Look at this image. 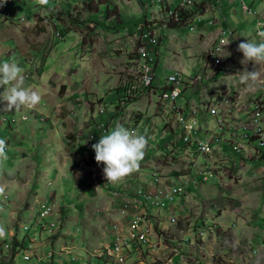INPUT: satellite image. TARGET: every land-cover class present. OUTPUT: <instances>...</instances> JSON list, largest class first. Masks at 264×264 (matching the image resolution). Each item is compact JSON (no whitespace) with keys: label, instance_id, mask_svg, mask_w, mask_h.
Returning <instances> with one entry per match:
<instances>
[{"label":"rangeland","instance_id":"rangeland-1","mask_svg":"<svg viewBox=\"0 0 264 264\" xmlns=\"http://www.w3.org/2000/svg\"><path fill=\"white\" fill-rule=\"evenodd\" d=\"M161 1L165 5L177 2ZM196 1L199 3L189 9L195 7L194 10L173 29L163 26L158 0H48L44 5L39 0H6L0 6V61L18 62L24 69L26 85L42 96L35 108L20 109L26 114L14 109L0 111V120L5 119L0 121V138L7 142V159H0V185L5 186V196L0 197V226L6 232L0 238V264H32L26 261L27 255L22 256L28 253V238L32 236L36 242L31 244L30 255L39 256V264H189L202 255L213 258L203 264H264V163L260 159L245 163L250 165L249 173L228 186L211 178L194 187L193 201H180L174 206L180 216L177 224L165 219L159 226L165 230L161 240L167 244L162 251L121 255V260L105 250L114 246L108 235L113 230V221L108 218L114 216L106 218L104 213L112 201L108 188L95 192L89 171L77 168L81 158L104 167L103 163L97 164L91 148L101 135L99 124L115 120L136 130L140 121L138 131L150 134V148L146 149L150 157L140 162L138 171L109 187L126 194L137 186L143 188L144 182L154 178L146 168L161 162L175 142L177 131L169 132L174 131L175 122L164 111L158 112L156 95L150 91L125 97L124 93L133 69L129 60L140 44H136L141 35L137 27L150 16L156 22L151 30L159 45L156 87L167 84L166 77L176 71L188 77L211 75L210 81L203 80L195 90L189 87L177 103L185 105L184 101L192 99L197 102L199 90L230 89L244 100L257 98L264 116V83L253 90L239 83L240 72L252 71L254 65L251 61L242 64L243 54L236 50L246 37L258 39L256 25L258 19L264 24V19L259 18L264 13V0H220L221 7L230 12L228 20L221 16L225 24L219 23L218 14L213 16L215 20L202 16L211 0ZM241 1L251 8L249 12L242 8ZM176 9L167 11L166 21L177 22L172 19ZM219 25L224 37L209 47L220 33L215 32ZM226 38L231 42L223 45ZM220 47L221 61L219 54L216 61L209 62L208 54ZM257 70L264 74V65L257 66ZM261 79L264 81V75ZM4 103L0 101V109ZM203 106L199 123L214 128V120L206 111L212 103L204 102ZM11 118L16 122L10 124ZM134 119L136 123H130ZM239 132L235 131L236 135ZM169 166H177V159L166 158L162 171ZM77 171L82 179L73 174ZM103 184L109 185L105 177ZM154 184L158 192L162 183ZM174 187L180 189L179 184ZM228 198L236 202L224 204ZM44 200L48 205H39ZM237 204L244 208L228 212ZM45 211L51 212L44 214ZM147 211L140 214L144 221H148ZM41 215L47 218L36 221ZM160 215L167 217L168 213L161 210ZM120 227L116 225V232L121 231ZM156 235L157 226L149 225V236ZM13 237L23 239L24 245L11 259Z\"/></svg>","mask_w":264,"mask_h":264},{"label":"built area","instance_id":"built-area-1","mask_svg":"<svg viewBox=\"0 0 264 264\" xmlns=\"http://www.w3.org/2000/svg\"><path fill=\"white\" fill-rule=\"evenodd\" d=\"M162 3L163 1L158 0L157 6L161 7ZM241 4L242 8L249 12V7L242 1ZM138 27L145 28L141 24ZM143 36L146 39V66L149 69L146 85L154 84L157 40L151 29H147V35ZM213 72L216 70H212ZM210 76L199 73L188 77L181 71H176L174 78L166 77L167 84L158 88V90L166 91V104H156V106H161V110H166V115L181 123V130L177 131L175 137L172 136L175 142H172L171 150L163 154L161 162L151 163V167L146 168L150 171V176H157L160 178V183H164L162 196H152V192L144 191L139 186L133 188V192L121 194L119 190L109 189L111 185L103 184V168L85 162L84 158L77 161V168L80 171L83 169L89 171L91 188L95 192L108 188L107 192L112 198L110 206L104 209V213L106 218L108 215L114 216L111 219L108 218V221H113V230L108 231V235L114 239V247L105 250L115 254V259L121 260V255L130 257L133 253L141 256L143 252L152 249L162 251L167 244L161 240V233L165 230L159 226L165 219L169 223L176 224L180 220L174 206L181 198L188 197L186 191L188 187L204 184L211 178L216 179L222 186H228L229 183L241 177L245 160L260 159L264 163V116L262 106L257 104V98L256 101H249V98L244 100L238 93L230 89H222L208 92L204 97H199L197 102L187 100L184 101L185 105L177 103L178 98H182L189 87L197 88L203 80L210 81ZM146 85L143 91H146ZM129 88L130 85L124 92L125 97L129 96ZM204 102L212 103V112L209 116L214 120V128H210L209 125L202 127L199 123L198 114ZM4 120L3 118L0 121ZM114 121L106 125L99 124L97 128L100 133L103 134L113 127ZM136 121L134 119L130 123H136ZM12 122H16L15 118L10 119V123ZM139 126L140 121L136 123V130ZM151 128L152 126L149 129ZM237 130L240 131L239 135L235 133ZM169 132L175 131L171 129ZM204 133L207 135L206 138H203ZM147 136L149 137L150 134ZM147 148H150L149 143ZM220 153L229 154L228 165H220ZM153 156L156 157L157 154ZM149 157L150 154L146 150L142 163L146 162ZM166 158L177 159V166H169L163 172L162 167L166 164ZM74 174H78V179H82L80 172L77 171ZM172 183H181V190H172ZM175 201L177 202L174 203ZM39 205H48V201L44 200ZM140 210H148V221L140 220ZM161 210L166 211L168 216L162 217ZM46 218L42 215L37 216L36 221H44ZM116 225H123V232H116ZM149 225L157 226L156 236L148 235ZM199 233L200 228L197 234ZM34 242H36L35 236L28 238V253L22 256L30 255V247ZM5 248H7V243ZM189 264H203V261L192 259Z\"/></svg>","mask_w":264,"mask_h":264},{"label":"clouds","instance_id":"clouds-1","mask_svg":"<svg viewBox=\"0 0 264 264\" xmlns=\"http://www.w3.org/2000/svg\"><path fill=\"white\" fill-rule=\"evenodd\" d=\"M6 0H0L3 6ZM41 5L47 4L48 0H39ZM264 25H256L257 38H248L237 45V51L243 54L240 61L247 64L251 61L254 65L252 71L240 72L239 83L247 89H256L264 83L262 74L257 66L264 65ZM230 39L225 40L223 45L229 44ZM0 101L5 102L0 111L10 112L13 109L19 111L21 108L33 109L40 104L42 96L31 86L26 85L24 69L18 62L0 61ZM148 140L146 134L138 130L129 129L119 121L114 126L101 134L98 141L91 145L95 153L97 164L103 163V175L108 182H119L128 175L139 170L140 162L143 160ZM7 142L0 138V159H7ZM5 196V186L0 185V197ZM6 235L4 227L0 226V238Z\"/></svg>","mask_w":264,"mask_h":264},{"label":"crops","instance_id":"crops-1","mask_svg":"<svg viewBox=\"0 0 264 264\" xmlns=\"http://www.w3.org/2000/svg\"><path fill=\"white\" fill-rule=\"evenodd\" d=\"M181 0H177V2H175V5H165V4H163V3H165L164 1H163V3H162V5H161V7H158V10H162L163 11V17H162V19H164L163 21H164V23H163V26H165V28H167V29H173V28H175V27H179V25L178 24H175V23H173V22H171V21H167V24L165 23L166 22V14H167V11H170V10H173V9H176L177 7H178V4H179V2H180ZM211 2V4H206V5H210L209 6V9L208 8H206V9H204L205 11L203 12V14H202V16H206V17H208L209 19H213V20H215V18H216V16L215 17H213L215 14H218L219 15V23H221V22H223V24H225L224 23V21H222V15L224 16L223 17V19L225 18L226 20H228V18L230 17L229 16V13L230 12H228L227 11V9L224 7H221V5L219 4V2H220V0H211L210 1ZM199 2H197L196 4H198ZM204 3H209V2H206V0H204ZM195 4V5H196ZM246 5V4H245ZM171 6V7H170ZM247 6V5H246ZM249 7V6H248ZM195 8V7H194ZM194 8L192 9V10H190V11H193L194 10ZM250 8V7H249ZM251 9V8H250ZM255 11V10H254ZM259 18H263L264 19V13H262L261 14V16H259ZM228 21H226V23H227ZM211 23V22H210ZM179 24H181V23H179ZM258 24H260V25H264L263 24V21H261V20H259L258 19ZM154 25H156V22H155V20H154V17L153 16H150V17H148V19H146L144 22H142L141 23V26L142 27H145V28H139V27H137V29H141V35H140V38L137 40V42H136V44H139L137 47H136V49L139 47V46H141V45H145L146 46V39L144 38V36L143 35H147V29H151ZM167 25H168V27H167ZM171 25V26H170ZM180 26H182V25H180ZM200 26H201V24H200ZM202 27V26H201ZM216 28H218L215 32H220L219 34H217L216 35V39L210 44V46L209 47H212V45H214L217 41H218V38H220V37H224V31L223 30H220V29H222V27L219 25V26H217ZM233 34H234V31H233ZM200 35H203V34H200ZM199 35V36H200ZM170 37L172 38V39H175L176 38V35L174 34V33H171L170 34ZM234 37H235V35H234ZM226 40H227V38H226ZM159 42H158V44H160V40H158ZM159 46V45H158ZM158 46H156V55H157V53H158ZM216 47H219V46H216ZM136 49H135V51H136ZM220 49L221 50H219L220 51V53H219V51H216L217 53H216V55H215V59L214 60H209V62L210 61H216L217 60V58H218V55H219V61H221V59H222V48L220 47ZM135 51L132 53L133 55H132V58L129 60V63H130V66H132V64H133V69L129 72V75L131 76L132 75V73H133V71H134V69H137V68H139V66H140V64H137V61H136V55H135ZM156 62H157V60H156ZM208 62V61H207ZM209 62H208V64H209ZM129 66V67H130ZM156 67H157V63L155 64V69H154V71L156 70ZM155 76H156V74H155ZM175 77V73H172V74H170L167 78H174ZM131 79H132V77H130V81H131ZM129 81V82H130ZM196 89V88H195ZM194 89V90H195ZM151 91V93L153 94V95H156V103L157 104H163V101L166 99V91L165 90H162V93H159L158 92V87H156L154 84H152V86L150 87V88H148V89H146V91L144 92V93H146V92H150ZM206 94H208V92H206V89H204L203 91L202 90H199V92H198V98L199 97H201V96H205ZM193 100V99H192ZM159 101V102H158ZM165 104V103H164ZM156 107H158V112L159 113H161V111H164L165 112V116H166V110H161V106H156ZM205 111V109H203V108H201V112H204ZM18 113H21V114H26L25 112H23L22 110H19L18 111ZM14 116H19V114H16V113H12ZM201 114H203V113H201ZM173 120H174V118H173ZM172 119H171V121H173ZM170 121V122H171ZM173 122H176V121H173ZM19 123H21V122H19ZM167 123V120L165 121V124ZM11 124V123H10ZM2 125V124H1ZM175 125H176V123H175ZM174 127V126H173ZM176 129H175V131H179V125L177 124L176 125ZM130 128V127H129ZM134 130H135V127H134ZM6 140V139H5ZM18 150H23L22 148H20L19 147V149ZM87 154H88V152H87ZM228 153H224V158L221 156L222 154L220 153V165H228V163H229V154L227 155ZM248 162H253V160H249V161H246L245 160V163H248ZM88 163V162H87ZM245 163H244V168H242V171H241V174L243 175V174H245V173H249V169H250V165H248V166H246L245 165ZM77 167H78V163H77ZM41 173H39V175H40ZM74 174V173H73ZM243 177V176H242ZM252 177H254V176H251L250 178H252ZM153 179V178H152ZM109 184L111 185L112 184V182H109ZM175 184H179V188L180 189H178V190H181V183H173V185L175 186ZM105 185H107V184H105ZM174 186H173V188H174ZM231 187H232V185H230ZM233 186H234V184H233ZM235 186H237V185H235ZM157 188V186L154 184V183H152V181H146V182H144V187L143 188H141V189H143V190H147V191H155V189ZM159 188H160V186H159ZM229 190H230V188H229ZM35 191V190H34ZM187 192H188V197L187 198H181L180 200H179V202L181 201V203H184V202H188V200H192L193 201V197H191V195H193L194 194V187L193 186H190V187H188L187 188V190H186ZM156 192V191H155ZM228 201H232V200H229V198H228V200H226V201H223V203L225 204L226 202H228ZM178 202V203H179ZM234 202H236V200H233L232 201V203H234ZM177 203V204H178ZM244 208V206L243 205H239V204H237L234 208H230L229 210H228V212H230V213H234L235 212V210H241V209H243ZM176 210H177V208H176ZM147 211V210H146ZM143 212H145V210H140V213H143ZM148 212V211H147ZM177 212H178V210H177ZM178 214H179V212H178ZM144 220H145V217H144ZM51 222V221H50ZM120 230L121 231H118V232H123V225H121V227H120ZM114 240V239H113ZM181 254V253H180ZM175 256H179V255H175ZM180 257V256H179ZM182 258H183V254H182V256L180 257V259L182 260ZM213 258H211V256H206V255H202L201 257H200V259L199 260H202L203 262H208V261H210V260H212ZM221 262V261H220ZM222 264H224L223 262H221ZM226 264V263H225Z\"/></svg>","mask_w":264,"mask_h":264},{"label":"bare ground","instance_id":"bare-ground-1","mask_svg":"<svg viewBox=\"0 0 264 264\" xmlns=\"http://www.w3.org/2000/svg\"><path fill=\"white\" fill-rule=\"evenodd\" d=\"M196 2H197L196 0H181V2L179 3L177 9L173 12L174 14L172 15V19L175 20V21H178L181 18V14L182 13H186L188 11V9H190ZM145 50H146V46L145 45H141L135 51L136 61H137V64H140V66H139V68L134 69V71H133V73L131 75V77H132L131 81L126 84L127 86L130 85V88H129V96H135V95L138 96V94H141L142 92H145V91H143V88H144V85H146V81H147V78L149 76V69H148V66H146V64H147V55H146V51ZM219 50H220V48L217 51H219ZM216 53L217 52L214 51V52L208 54L209 60H213V58H215ZM151 86H152V84H147L146 85V89L150 88ZM165 104H166V99H165ZM211 107L206 106V109H207L206 111H208L209 114L212 112V108ZM175 123H176V125L177 124L179 125V131H180L181 130V123H180V121H176ZM174 128L176 129L177 127L174 126L173 129ZM175 129H174V131H175ZM153 177H154L153 178L154 179V183H156L158 185V183H160V178L157 177V176H153ZM151 181H152V179H151ZM162 184H164V183H162ZM162 184L159 185L160 186L159 191L156 192L157 194H155V196H162V191H164V188H163V185ZM172 190H178L176 187L173 188V183H172ZM51 203H54V202H51ZM44 214H50V212L49 211H45ZM140 214H142V213H140ZM140 220L141 221H144V216L143 215H142V218L140 217ZM50 225L53 227L52 224H50ZM154 227H155V225H154ZM26 229H27V227H26ZM148 235H149V228H148ZM112 247H114V246H112ZM94 255H95V253H94ZM110 255L115 256V254H112V253H110ZM39 258H40L39 256H36L34 258H32L31 255L30 256H28V255L25 256L26 261L31 260L33 262L32 264H39L40 263V259ZM41 261H42V259H41Z\"/></svg>","mask_w":264,"mask_h":264},{"label":"trees","instance_id":"trees-1","mask_svg":"<svg viewBox=\"0 0 264 264\" xmlns=\"http://www.w3.org/2000/svg\"><path fill=\"white\" fill-rule=\"evenodd\" d=\"M88 8H90V6H87ZM192 10V9H191ZM191 11H188V13H186V16H188V14L190 13ZM185 16V13H182L181 14V18L177 21V22H173L175 24H179V23H182L184 22L183 18H186ZM167 24V21L165 22ZM59 33V32H58ZM157 46V45H156ZM23 239H20L18 240L17 238L13 237L12 240H11V243H10V254H11V259H13V257H15L17 255V253L23 249ZM66 254H70V251H68ZM59 255H62V254H59Z\"/></svg>","mask_w":264,"mask_h":264}]
</instances>
